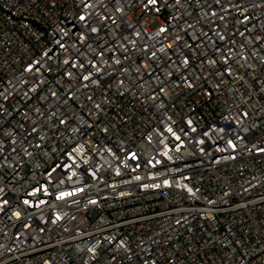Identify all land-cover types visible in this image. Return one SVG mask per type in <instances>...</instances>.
Segmentation results:
<instances>
[{
    "label": "built area",
    "instance_id": "built-area-1",
    "mask_svg": "<svg viewBox=\"0 0 264 264\" xmlns=\"http://www.w3.org/2000/svg\"><path fill=\"white\" fill-rule=\"evenodd\" d=\"M259 149L264 0H0V264H264Z\"/></svg>",
    "mask_w": 264,
    "mask_h": 264
},
{
    "label": "snow or ice",
    "instance_id": "snow-or-ice-1",
    "mask_svg": "<svg viewBox=\"0 0 264 264\" xmlns=\"http://www.w3.org/2000/svg\"><path fill=\"white\" fill-rule=\"evenodd\" d=\"M149 2H150V3H154L155 0H149ZM185 62H187V60H186ZM212 63H215V62L213 61ZM232 147L235 148L236 145L233 144ZM259 150H260V151H264V149H259Z\"/></svg>",
    "mask_w": 264,
    "mask_h": 264
}]
</instances>
